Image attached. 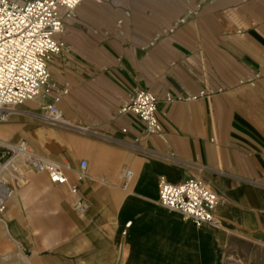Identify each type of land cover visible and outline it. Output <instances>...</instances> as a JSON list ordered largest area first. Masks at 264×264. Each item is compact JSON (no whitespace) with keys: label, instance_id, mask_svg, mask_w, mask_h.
<instances>
[{"label":"crops","instance_id":"crops-1","mask_svg":"<svg viewBox=\"0 0 264 264\" xmlns=\"http://www.w3.org/2000/svg\"><path fill=\"white\" fill-rule=\"evenodd\" d=\"M58 18L68 48L47 62V102L29 108L66 91L64 125L35 136L72 169L86 161L75 184L88 209L75 218L63 189L35 173L45 179L39 207L23 212V250L38 264H264V0L86 1ZM139 90L156 98L152 129L120 113ZM69 128L93 140L78 147ZM123 167L133 173L127 191ZM160 178L223 196L222 228L159 207Z\"/></svg>","mask_w":264,"mask_h":264},{"label":"built area","instance_id":"built-area-1","mask_svg":"<svg viewBox=\"0 0 264 264\" xmlns=\"http://www.w3.org/2000/svg\"><path fill=\"white\" fill-rule=\"evenodd\" d=\"M86 1L97 3L100 0H0V124L8 121L9 113L14 109L37 98L43 100L48 95L47 62L68 48L58 39L63 33L58 10L72 13ZM64 95L66 91H61L51 99V103L42 105L40 118L43 125H64L58 107ZM156 105L153 94L139 90L120 109V113H132L147 129H152L157 124ZM78 132L88 134L85 129ZM127 148L133 152L138 150L133 146ZM14 161H21L37 174H45L52 185L64 186L71 198L72 212L79 217L84 216L88 206L80 197L75 183L86 176V161L72 169L68 164L37 155L24 140L16 143L0 140V214L5 211L12 191L1 178V172ZM10 167L15 171L13 166ZM69 175L73 176L74 182H70ZM132 177L130 170L123 171V191L128 190ZM224 201L223 196L195 179L179 184H171L163 178L158 181L157 205L180 215L195 228L208 226L220 230L222 223L214 211Z\"/></svg>","mask_w":264,"mask_h":264},{"label":"rangeland","instance_id":"rangeland-1","mask_svg":"<svg viewBox=\"0 0 264 264\" xmlns=\"http://www.w3.org/2000/svg\"><path fill=\"white\" fill-rule=\"evenodd\" d=\"M43 101V100H41ZM47 101H43L45 103ZM32 107L30 103L24 104L23 106L17 108L18 110H23L29 113H34L32 115L23 114L19 111H12L13 115H10L8 122L0 124V129L9 127L12 129L11 136L4 138L0 136V140L8 143H16L20 140H24L28 143L32 151L37 155L47 157L53 161H59L62 164H70L68 159H54L42 151L37 142V137L35 136L39 128L45 127L41 122L34 121L30 118L40 119V114H43V111L38 109H30ZM23 115H15V114ZM13 121H16L15 124H10ZM73 129L69 128L67 131L68 139H73L78 142V147H86L84 143L89 140H93L86 135H79L72 131ZM59 131V129H57ZM39 133V132H38ZM100 142V141H99ZM71 141L68 140V145L71 146ZM103 143V142H100ZM77 146L76 144H74ZM129 151V150H126ZM10 166H13L15 171L11 169ZM124 170H130L129 168L123 167ZM123 171L116 173V177L119 180L123 179ZM86 175L89 174V171H85ZM1 178L6 182V185L12 190L13 194L8 199L6 203L5 211L0 214V264H38L36 255L33 254L30 257L28 251L23 250L25 240H27V234L24 229V209L29 208H38L40 205L39 201V192L38 190L43 187V183L39 179H45L40 175H36L34 171L26 167L21 161H14L10 163L2 172ZM71 180L70 182H73ZM117 186V185H116ZM59 188L63 189L64 205L69 209L70 213L79 220H82V217L75 215L71 210V198L67 192V189L64 186ZM3 216V217H2ZM32 223L39 221V216L36 214L31 217ZM37 235V233H36ZM34 253V251H33ZM35 256V257H34Z\"/></svg>","mask_w":264,"mask_h":264},{"label":"bare ground","instance_id":"bare-ground-1","mask_svg":"<svg viewBox=\"0 0 264 264\" xmlns=\"http://www.w3.org/2000/svg\"><path fill=\"white\" fill-rule=\"evenodd\" d=\"M37 101H41V99L40 98H37L36 100H34V101H32V102H30V103H34V102H37ZM27 104V103H26ZM42 105H44V104H41V103H37V109L38 108H40L41 110H42ZM20 109V108H19ZM39 110V109H38ZM13 111H19L17 108L16 109H14ZM21 111H23L22 109H21ZM32 114H34V113H29V115H32ZM10 115H13V113H12V111L9 113V116ZM42 114H40V116H41ZM9 118V117H8ZM40 121H41V118L39 119ZM61 120V119H60ZM62 121V120H61ZM0 136L1 137H4V138H8V137H10L11 136V133L10 132H8L7 130H5V129H0ZM86 136H89V135H86ZM10 165V164H9ZM122 171H123V169H122ZM37 174V173H36ZM13 194V192L11 191V194H10V197H11V195ZM9 197V198H10ZM3 217V216H2Z\"/></svg>","mask_w":264,"mask_h":264}]
</instances>
